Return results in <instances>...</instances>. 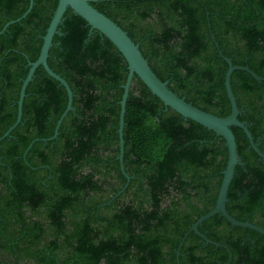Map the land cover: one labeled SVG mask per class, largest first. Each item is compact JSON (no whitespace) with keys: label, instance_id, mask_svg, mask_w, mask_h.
I'll use <instances>...</instances> for the list:
<instances>
[{"label":"trees","instance_id":"trees-1","mask_svg":"<svg viewBox=\"0 0 264 264\" xmlns=\"http://www.w3.org/2000/svg\"><path fill=\"white\" fill-rule=\"evenodd\" d=\"M58 3L34 0L2 33L30 0H0V139L17 120L29 63L40 56ZM91 4L140 45L171 90L203 111L231 114L220 51L264 77V0ZM59 29L48 63L73 90L74 110L49 140L68 95L39 67L21 123L0 142V264H264V236L220 215L199 228L219 246L189 233L216 205L226 142L167 108L137 75L125 117L123 164L131 181L124 189L119 123L128 63L71 9ZM231 83L239 118L264 151V82L235 71ZM232 130L245 167L236 168L227 210L264 228V161L242 129Z\"/></svg>","mask_w":264,"mask_h":264},{"label":"water","instance_id":"water-1","mask_svg":"<svg viewBox=\"0 0 264 264\" xmlns=\"http://www.w3.org/2000/svg\"><path fill=\"white\" fill-rule=\"evenodd\" d=\"M95 0H59L57 9L53 15L50 25L47 29L45 36L43 37V46L41 48V53L36 62H30V70L27 78L23 81L22 88L20 91V97L18 101V115L15 124L4 134L0 139V142L9 137L11 132L21 123L23 116V104L26 97V91L33 80V77L39 67H43L46 73L58 81L61 86H63L68 95V104L65 112L57 122L55 129V134L49 140L57 139L59 135L60 127L64 119L68 116L70 111L74 110L73 98L74 92L71 89L69 83L60 75L55 73L48 63L49 52L53 46L54 37L60 34L59 27L65 21V15L69 9H71L74 14L83 18L88 25L91 27L92 31H98L108 40H110L114 46L119 50V52L124 56L128 63V77L125 85L123 86V96L120 102L121 112H120V123H119V138H120V162L122 165V170L130 181L131 177L126 174L124 169V129H125V117L127 102L129 99V94L131 87L133 85V80L135 75L140 78V80L145 84L148 90L156 96L167 108H171L179 115H181L186 120H191L209 131L214 132L217 136L222 137L226 142V147L228 149V161L226 169L222 172V183L220 186L218 199L216 201L215 207L207 214L201 216L192 226L190 232H194L196 235L200 236L206 244H214L219 246L218 243L211 241L206 235L202 234L199 228L204 224L205 221L211 219L216 215L225 218L232 227H240L244 229H250L258 232L260 235L264 236V228L257 226L250 221L241 222L235 219L227 210L228 203V193L230 185L235 177V172L237 166L245 167V163L239 155L238 145L236 136L232 130L233 127H238L242 129L250 142V147L258 154L260 159L264 161V151L260 147V143L256 142L252 133L249 130V125L247 122L240 120V115L242 114V109L238 107L237 98L233 92L232 88V75L235 71H243L248 73L254 80L258 82H264V77L259 76L249 66H237L233 64L232 59L227 58L222 51L219 52L220 56L228 64V70L225 75V89L227 97L231 105V114L228 117H219L212 113L203 111L202 109L196 107L192 103L187 102L186 97H181L169 87V81H162L157 74L151 68L148 60L144 57L142 51L140 50V45L135 43L126 31H124L117 23L105 16L99 10H97L91 3ZM34 6V0H30V6L28 11L23 17L16 21L9 22L2 33L12 24L21 22L23 18L31 12ZM46 141V140H45ZM35 143V142H34ZM33 143V144H34ZM33 144L29 147L28 151L33 147ZM188 233V234H189ZM182 240L181 247L184 245L185 239ZM180 254V251L178 252Z\"/></svg>","mask_w":264,"mask_h":264},{"label":"flooded vegetation","instance_id":"flooded-vegetation-1","mask_svg":"<svg viewBox=\"0 0 264 264\" xmlns=\"http://www.w3.org/2000/svg\"><path fill=\"white\" fill-rule=\"evenodd\" d=\"M133 86V85H132ZM119 160H120V154H119ZM123 162H124V160H123ZM121 163V162H120ZM125 169V168H124ZM121 170H122V165H121ZM122 172H123V170H122ZM124 173V172H123ZM125 175V174H124ZM126 177V176H125ZM127 179V178H126ZM130 181H131V179H130ZM130 181H128L127 180V183H126V185H125V188L124 189H126L128 186H129V184H130ZM125 191V190H124Z\"/></svg>","mask_w":264,"mask_h":264}]
</instances>
